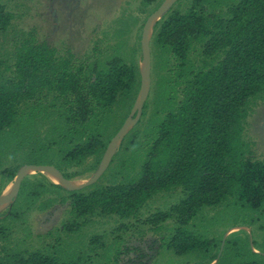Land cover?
I'll return each instance as SVG.
<instances>
[{
    "label": "trees",
    "instance_id": "16d2710c",
    "mask_svg": "<svg viewBox=\"0 0 264 264\" xmlns=\"http://www.w3.org/2000/svg\"><path fill=\"white\" fill-rule=\"evenodd\" d=\"M13 18L0 5V37ZM149 49L154 97L112 156L121 179L71 192L43 176L23 179L0 215V264H121L132 221L154 233L171 223L160 250L197 259L183 264H264V238L225 237L231 228L208 238L216 218L190 229L224 207L220 215L241 211L264 230V161L251 157L244 137L253 105L264 102V0H177L154 23ZM140 51L139 43L78 67L73 54L60 57L32 37L2 52L0 185L24 164L51 165L68 181L96 171L138 98ZM174 193L180 198L166 210L142 213ZM56 207L60 226L33 235L29 216ZM110 222L119 224L111 243L73 238Z\"/></svg>",
    "mask_w": 264,
    "mask_h": 264
},
{
    "label": "rangeland",
    "instance_id": "374dc122",
    "mask_svg": "<svg viewBox=\"0 0 264 264\" xmlns=\"http://www.w3.org/2000/svg\"><path fill=\"white\" fill-rule=\"evenodd\" d=\"M163 2L164 0H0V5L4 7V10L14 15L9 34L0 37V54L10 50L15 41L20 42L25 37H32L36 44L45 43L49 48H54L60 57L73 54V67H78L79 64H88L89 61V63L103 62L108 57L118 55L119 52L120 55L123 54L128 47L137 46L141 41L143 24ZM95 49L99 50V58L93 51ZM137 58L140 61L141 73H143L144 59L141 51ZM151 77L153 76L150 70V88ZM150 88L146 95L149 109H151L150 102L154 97ZM137 110L136 100L127 121H134ZM244 137L250 146L251 157L264 161V102L253 105L251 114L247 118ZM119 144L120 142L117 144L114 154L117 152ZM26 160L23 159L24 162ZM114 161L109 163V167L97 183L107 185L114 180L121 179L120 175L123 173L117 174L120 168L118 162L115 164ZM72 170L79 169L74 168L69 171ZM94 173L95 171L87 172L70 181L80 185ZM41 176L46 177L42 172L30 170L23 179L33 180L41 178ZM15 179L9 184L0 185V197L4 196L8 187L12 185L15 187ZM46 179L49 180L47 177ZM176 194L171 197L167 195L156 197L142 210V213L147 216L148 213L157 210H166L178 202L180 196ZM7 207L8 205L0 208V215ZM60 210L61 208L56 207L30 215L28 223L32 227L33 235L45 236L54 227L60 226V221L64 218ZM223 210L224 207H220L206 211L201 218L195 221L190 228L191 231L194 233L200 231L203 225H208L211 220L216 218L218 221L216 226L207 228L206 237H218L231 228L224 235L225 237L233 233L243 235L242 231H245L249 234L253 233V238L259 243L262 242L264 230H259L260 222H254L251 217H245L241 211L236 210L234 212L225 210L227 213L220 215ZM130 224L135 226L129 227L130 229L122 236L123 241L120 242L122 254L119 256V260L121 264H150L152 260L151 264L197 263V259L194 257H178L172 252L160 250V237L169 233L171 223L165 224L158 233L147 231V227L139 229L140 225L134 221ZM241 225H249L251 228ZM118 226L119 224L110 222L101 227H92L89 230L81 231L77 234V238H73L77 242L79 237H81L80 241H87L92 236L105 235L106 240H104L111 243L118 235V232L114 231ZM73 238L69 239V244ZM46 240L48 243L52 239L46 238ZM37 247H41V245L38 244Z\"/></svg>",
    "mask_w": 264,
    "mask_h": 264
},
{
    "label": "water",
    "instance_id": "95a60500",
    "mask_svg": "<svg viewBox=\"0 0 264 264\" xmlns=\"http://www.w3.org/2000/svg\"><path fill=\"white\" fill-rule=\"evenodd\" d=\"M177 0H165L160 7H158L152 14L148 16V18L145 21V24L143 26L142 34H141V52L143 55L144 63H145V69L144 72L141 73V87L137 98V115L134 119V121H127L122 125V127L119 129V131L114 135V137L111 139L106 152L101 160V163L95 173L89 177L87 180L84 181L79 186H72L68 180H66L62 174L53 166L51 165H24L22 166L17 175H16V181H15V187L7 195L6 197H0V207L1 206H7L11 204L16 197L20 184L25 177L26 173L29 170H36L42 173L51 171L58 175L60 178L61 183H59L60 186H62L67 191H75V190H81L83 188H86L88 186L93 185L98 181V179L103 175V173L106 171V169L109 166V163L111 162L112 156L114 154L115 148L117 144L121 141L123 136L137 123L138 119L140 118L143 104L146 98V95L148 93V90L150 88V70H151V57H150V49H149V40L150 36L148 35V25L152 22V27L154 23L161 18V16L176 2ZM152 34V31H151Z\"/></svg>",
    "mask_w": 264,
    "mask_h": 264
},
{
    "label": "bare ground",
    "instance_id": "6f19581e",
    "mask_svg": "<svg viewBox=\"0 0 264 264\" xmlns=\"http://www.w3.org/2000/svg\"><path fill=\"white\" fill-rule=\"evenodd\" d=\"M152 23H153V21L148 25V35L150 34ZM142 67H143V70H144V69H145V63H143ZM29 171H30V170H29ZM44 174H45V176H46V177H47L52 183H54V184H59V183H61L60 178H59L58 175L55 174L54 172L48 171V172H45ZM69 182H70V184H71L72 186H79L78 184L76 185L77 182H73V181H69ZM80 185H81V184H80ZM13 188H14L13 185L10 186V187H8L7 191L4 193L3 198L6 197L7 195H9V193H11V191L13 190ZM1 207H4V206H1ZM1 207H0V208H1Z\"/></svg>",
    "mask_w": 264,
    "mask_h": 264
}]
</instances>
